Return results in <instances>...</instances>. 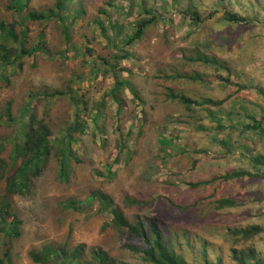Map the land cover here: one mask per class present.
<instances>
[{"label":"rangeland","instance_id":"rangeland-1","mask_svg":"<svg viewBox=\"0 0 264 264\" xmlns=\"http://www.w3.org/2000/svg\"><path fill=\"white\" fill-rule=\"evenodd\" d=\"M199 2L70 0L65 11L72 22L67 40L55 18L25 22L30 41L36 43L42 35L49 53L27 55L22 65L6 67L11 84L0 87V113L10 104L15 120L0 123V140L14 136L31 95L35 113L51 124L53 137L70 128L78 104L88 109L78 116L88 125L83 133H75L74 147L84 161L73 163L68 181L58 178L52 157L29 190L15 195L13 202L24 222L21 235L12 240V264H43L35 262L30 252L47 244L72 248L82 243L87 249L112 245L113 254H119L113 245L118 233L113 231L110 211L98 212L97 200L84 203L82 210L63 206L67 198L82 201L95 189L111 194L115 208L126 217L156 216L174 230L189 229L222 247L230 245L225 237L228 227L264 225V180L259 177L188 185L234 169L255 173L258 166L250 156L264 155V133L244 128L253 118L264 116V0L249 5L247 23H231L217 13L195 25L186 14L188 4L197 7L202 18L216 8L211 0H204L203 6ZM54 3L30 0L36 10L49 11ZM143 6L160 20L141 40L126 46L123 38L134 31L135 20L148 16ZM234 9L241 10L238 5ZM1 19L13 20L2 0ZM97 19L104 21L105 29ZM126 51L131 57H122ZM199 54L215 61L189 59ZM180 73L198 74L205 80L177 76ZM215 75L244 88L225 85ZM117 80L123 81L118 88ZM168 89L200 101L231 96L221 104L189 110L169 98ZM54 90L73 94L78 104L68 95H49ZM214 112L222 118L221 124ZM216 134L217 138L232 136L230 154ZM12 144V139L4 143L3 156L8 157ZM126 196L140 203H128ZM224 197L234 199L237 206L218 209L216 200ZM104 224H109L106 229ZM261 235L254 243L264 248ZM3 237L0 233V257ZM250 243L253 240L245 245Z\"/></svg>","mask_w":264,"mask_h":264},{"label":"trees","instance_id":"trees-1","mask_svg":"<svg viewBox=\"0 0 264 264\" xmlns=\"http://www.w3.org/2000/svg\"><path fill=\"white\" fill-rule=\"evenodd\" d=\"M7 11L13 15V20L6 22L0 20V87H6L11 84V78L6 73L8 66L22 65L23 57L34 55L38 52H47L46 41L40 35L35 42L30 41L29 29L25 26L27 20H44L55 18L62 27V32L67 40L70 35L71 23L65 17V11L69 8L70 0H55L54 6L49 11L32 9L30 0H2ZM200 5H206L204 0H199ZM254 0H211L216 7L210 10L209 14L202 18V13L192 4L186 6V14L190 15L195 25H200L207 17L220 13L221 16L231 23H247L249 22L246 14L247 8ZM247 3H249L247 5ZM240 6V11H236L234 6ZM148 16L140 15L134 24V31L123 38V44L129 46L135 41L143 38L146 30L160 17L153 13L150 15V9L143 6ZM83 11V10H82ZM245 13V14H244ZM79 16H76L75 19ZM97 22L105 29L104 21L97 19ZM85 49V47H83ZM124 58L131 57L129 51L122 56ZM189 57L194 60H204L212 62L211 57L204 58L202 54ZM99 59L101 57H98ZM95 64V62H94ZM177 76L186 77L192 80H205L200 78L198 74H177ZM176 78V76H174ZM221 78L225 85L234 83L240 89L244 87L240 84L230 81L225 76L215 75ZM123 84L122 80H117V86ZM169 90V89H168ZM47 94L48 91H45ZM36 94H38L36 92ZM51 96L68 95L69 98L78 104L73 94L54 90L50 92ZM228 94L224 99L213 100L212 98H204L202 101L191 98L184 93H177L169 90L168 97L173 100H179L185 104L189 110H196L209 103L221 104L225 99L230 97ZM32 97L23 106L21 122L16 128L13 137L8 136L0 140V233L3 234V251L0 257V264H12L10 257V248L12 240L21 235V227L24 222L21 212L14 205L15 195L25 194L34 180L38 179L46 170L48 162L52 157L57 162V176L66 182L72 174V165L74 162L84 161L78 154L74 143L77 140V134L83 133L87 128V121L78 118L80 111H87L86 106L77 105V117L69 126L66 133L59 137L54 136L52 126L43 118H39L32 106ZM119 99V97H116ZM192 106H195L192 108ZM103 111L102 109L99 112ZM213 117L221 124L223 121L218 113ZM254 119L252 124H245V129L257 130L264 133L262 129V120ZM15 120L11 113L10 104L0 113V123H10ZM95 120H98L95 118ZM223 127V125H222ZM231 128L235 126L230 125ZM242 132V130H241ZM217 133V131H216ZM216 138L224 146L226 152H232L233 139ZM13 140L11 152L8 157L1 154L3 145L7 140ZM250 152L252 151L249 149ZM250 160L257 168V172L252 173L249 170L234 169L225 174L218 175L207 180H199L197 182H189L191 187L200 185H209L217 179L222 181L241 178L244 176L259 177L264 180V155L257 153L250 156ZM111 172V169H110ZM88 199V200H87ZM97 200L99 204L98 212L110 211L113 215L111 224L113 231L118 233V237L114 239V246L117 245L119 254H113L111 246H92L87 249L86 244L79 243L72 248L66 246L54 247L52 245H44L37 250L30 252L31 258L35 262L43 264H264V248L260 247L254 240L257 235L262 233L264 238V225L257 223H248L241 226H230L227 228L226 239L230 241L228 247H222L217 242L211 240L207 236L197 235L189 229L181 231L174 230L168 222L157 218L156 216H140L133 218L126 217L124 213L115 208V200L111 194L102 189L93 190L88 198L79 201L75 198H67L63 202L65 208H73L76 210L84 209L83 204L91 203ZM128 203L139 204L140 200L126 196ZM237 206V202L230 198L224 197L216 200L218 209L233 208ZM109 224H104V229ZM253 243L245 245L248 241ZM66 245V244H64ZM89 256H87V255Z\"/></svg>","mask_w":264,"mask_h":264}]
</instances>
